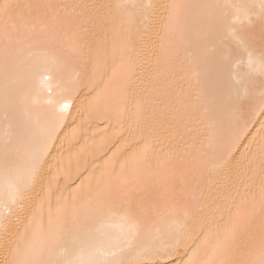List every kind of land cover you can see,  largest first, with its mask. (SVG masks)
Wrapping results in <instances>:
<instances>
[{
	"label": "snow or ice",
	"instance_id": "snow-or-ice-1",
	"mask_svg": "<svg viewBox=\"0 0 264 264\" xmlns=\"http://www.w3.org/2000/svg\"><path fill=\"white\" fill-rule=\"evenodd\" d=\"M161 7L167 11L161 36V51L166 57L173 54L172 37L183 36L179 10L203 11L213 54L231 85L229 100L240 113L227 133L218 130L215 121L209 123L207 148L198 158V171L222 182L220 198L227 202L229 216L223 227L202 222L199 230L203 239L195 246L189 243L188 221L202 211L199 202L191 213H184L183 220L163 215L150 218L138 212L136 202L150 189L159 168L171 164L157 156L154 165L155 129L147 130L140 123L142 106L137 105L136 119L126 128L128 136L139 141L133 146L135 150L106 160L99 174L88 177L86 183L62 184L63 152L52 151L59 125L81 88L88 89L87 102L81 105L83 112L109 120L115 117L124 128L133 75L128 53L135 47L131 30L139 18L146 35ZM101 8L124 15L130 25L127 52L121 54L119 65L95 68L101 74L112 72L105 86H94L95 75L85 80L79 72L75 78L59 80L56 88L61 99L54 116L37 118L33 125L36 131L21 147L5 141L0 165V264H264V181L258 192L252 191V186L244 194L233 188L235 176L253 170L257 153L264 169V0H215L196 5L135 0L107 5L5 2L0 4V45L6 72L15 38L35 30L41 10L60 25L68 48L59 59L68 63L81 52L78 38L87 30L85 22ZM57 59L53 56L54 62ZM258 113L260 127L236 161L234 153L238 146L243 147L241 130L247 129ZM13 218L23 225L22 232L11 230Z\"/></svg>",
	"mask_w": 264,
	"mask_h": 264
},
{
	"label": "bare ground",
	"instance_id": "bare-ground-1",
	"mask_svg": "<svg viewBox=\"0 0 264 264\" xmlns=\"http://www.w3.org/2000/svg\"><path fill=\"white\" fill-rule=\"evenodd\" d=\"M11 4H95L107 5L127 3L131 0H0ZM137 3L168 5L172 3L196 5L213 3L215 0H135ZM258 2V0H249ZM37 21L33 32L15 38L12 58L7 72L4 65L3 45H0V165L3 162L5 141L21 147L36 129L37 118L51 119L59 110L61 91L56 83L75 78L81 73L85 80L95 75V84L103 88L111 77L109 70L103 74L95 72L99 65L109 69L118 66L120 56L127 52L126 44L130 25L127 18L116 12L101 8L96 15L85 22L86 31L78 38L81 52L68 63L59 58L68 46L60 31V25L51 17L43 15ZM183 20V36L174 35L172 52L165 56L161 51V36L167 11L159 8V15L145 35V29L137 18L131 30L135 47L131 55L133 75L129 88L127 111L123 117L124 128L114 117L89 116L81 105L86 103L87 88H81L72 97L73 104L59 125L58 140L52 151L63 152L61 183L65 186L87 182L88 177L98 175L106 160L128 153L138 140L130 138L126 128L136 119L137 105L142 106L140 123L147 130L155 129L152 137L156 156L160 161H171L158 170L150 189L136 202L141 216L167 219H184V213L192 212L199 202L202 211L189 219L190 241L195 246L203 237L200 224L213 223L224 226L229 213L227 202L220 198L222 182L210 180L208 175L198 171V158L207 148L208 126L215 121L218 130L229 131L240 118L229 100L231 85L217 63L207 32L203 11L194 8L179 10ZM63 15V12L61 13ZM259 22H257V32ZM139 33V35H137ZM53 56L58 59L54 62ZM86 73V76L84 75ZM51 77V79H46ZM51 87V92L49 88ZM257 94L259 86L256 88ZM258 113L247 129L241 130L238 151L240 160L247 145L259 129ZM142 146V145H141ZM233 162V167L236 166ZM260 157L257 153L253 170L235 176L233 188L244 194L249 186L258 192L264 181ZM174 198V199H173ZM174 204V207H173ZM223 216V221L221 220ZM260 217H256L258 227ZM107 227V225H105ZM13 232L23 231V225L13 218L10 225ZM176 257L174 259H179ZM186 258V257H185ZM0 259L3 251L0 250Z\"/></svg>",
	"mask_w": 264,
	"mask_h": 264
}]
</instances>
